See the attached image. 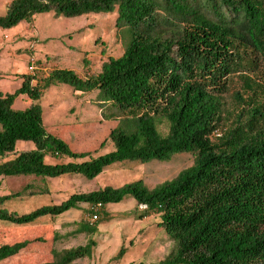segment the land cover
I'll return each mask as SVG.
<instances>
[{
  "label": "trees",
  "instance_id": "16d2710c",
  "mask_svg": "<svg viewBox=\"0 0 264 264\" xmlns=\"http://www.w3.org/2000/svg\"><path fill=\"white\" fill-rule=\"evenodd\" d=\"M48 12L69 18L114 13L123 52L85 77L56 68L38 81L39 69L28 70L13 92H0V177L92 179L114 163L165 162L182 153L192 164L151 189L137 179L71 193L21 214L1 206L20 192L1 195L0 221L34 226L82 204L103 211L131 198L136 217L157 214L173 241L171 251L150 264H264V0H11L0 28ZM58 83L80 94L95 92L93 102L117 122L108 133L111 151L76 152L46 130L38 100ZM19 96L29 102L14 109ZM159 120L167 123L164 135ZM18 141L32 147L17 150ZM79 226L93 232L95 224L81 220ZM58 239L53 231L48 258L41 259L40 250L26 258L32 264H75L95 244L90 238L58 249ZM31 243L47 242L41 236L3 239L0 264ZM124 252L120 248L114 258Z\"/></svg>",
  "mask_w": 264,
  "mask_h": 264
},
{
  "label": "rangeland",
  "instance_id": "374dc122",
  "mask_svg": "<svg viewBox=\"0 0 264 264\" xmlns=\"http://www.w3.org/2000/svg\"><path fill=\"white\" fill-rule=\"evenodd\" d=\"M11 0H0V15ZM115 14H87L78 17L55 16L52 12L34 16L31 22H21L11 28H0V92L11 93L20 86V75L28 73L30 61L39 69L38 81L56 68L70 69L80 77L100 70L109 57L123 52L121 39L116 34ZM95 92L80 94L64 83L49 85L38 100L42 122L46 130L66 140L71 150L89 151L93 156L113 149L108 138L116 121L107 117V111L93 102ZM28 99L19 96L14 109H23ZM161 134H166L167 123H157ZM31 142L18 141L17 150L29 149ZM12 158L8 156L5 159ZM46 162L55 159L46 158ZM67 160V159H66ZM65 160V161H66ZM192 164L189 154H176L169 161L144 163L124 161L114 163L92 179L82 176L59 178L0 177V196L20 192L2 203L9 211L18 214L44 205L58 203L71 193L97 190L106 185L121 186L140 179L149 189L175 177ZM46 187L47 192L29 194V191ZM135 202L126 198L119 203L107 204L98 210L100 219L94 222L93 232L79 226L87 214L94 213L88 204L70 209L56 217H43L34 226L15 227L0 221V242L16 241L41 236L47 243H31L27 250L2 264H32L26 253L40 250L41 259L49 257L53 231L59 234L55 246L58 249L84 245L88 239L95 244L91 255L75 261V264H150L163 259L173 246L172 239L159 227V216L150 214L136 217ZM104 213V214H103ZM10 231V236L7 234ZM120 248L125 250L114 258ZM17 262V263H16Z\"/></svg>",
  "mask_w": 264,
  "mask_h": 264
},
{
  "label": "built area",
  "instance_id": "2783aa9c",
  "mask_svg": "<svg viewBox=\"0 0 264 264\" xmlns=\"http://www.w3.org/2000/svg\"><path fill=\"white\" fill-rule=\"evenodd\" d=\"M37 69V67L35 66V63H34V61L32 60V61H30L29 62V65H28V70L30 71V72H33V71H35ZM139 208L140 209H145L146 208V206L145 205H139ZM95 212L94 213H92V214H87L86 216H85V220L86 221H89V222H95V221H97L99 218H100V216H99V214H98V210L97 209H95L94 210Z\"/></svg>",
  "mask_w": 264,
  "mask_h": 264
},
{
  "label": "crops",
  "instance_id": "0c3cea01",
  "mask_svg": "<svg viewBox=\"0 0 264 264\" xmlns=\"http://www.w3.org/2000/svg\"><path fill=\"white\" fill-rule=\"evenodd\" d=\"M24 98H26L25 96H24ZM13 258H15V257H13ZM17 263V262H16Z\"/></svg>",
  "mask_w": 264,
  "mask_h": 264
}]
</instances>
